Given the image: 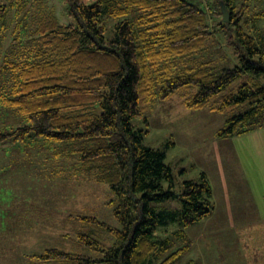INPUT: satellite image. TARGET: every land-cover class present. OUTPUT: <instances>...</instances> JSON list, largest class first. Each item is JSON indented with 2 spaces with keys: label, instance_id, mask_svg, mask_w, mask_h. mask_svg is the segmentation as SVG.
Wrapping results in <instances>:
<instances>
[{
  "label": "trees",
  "instance_id": "obj_1",
  "mask_svg": "<svg viewBox=\"0 0 264 264\" xmlns=\"http://www.w3.org/2000/svg\"><path fill=\"white\" fill-rule=\"evenodd\" d=\"M65 1L73 20L68 25L59 24L44 0L12 5L20 13L30 6L37 39L27 59L7 66L10 84L2 102L23 119L7 137L78 146L82 167L110 190L108 205L119 228L81 215L76 220L89 230L76 233L77 243L95 257L50 248L33 258L54 264H166L176 253L157 260L176 244L173 236L210 214L211 189L201 173L199 182L183 181L176 191L165 153L145 146L147 131L135 130L130 120L141 115L143 103L178 95L189 110L228 114L220 137L264 127V51L240 26L250 1L220 0L235 26L232 46L238 65L232 68L199 60L212 32L207 12L196 3ZM7 12L0 5V26ZM109 19L113 35L106 38ZM172 200L181 206L178 213L162 205ZM175 221L182 229L157 235ZM98 226L113 236L110 244L89 236Z\"/></svg>",
  "mask_w": 264,
  "mask_h": 264
},
{
  "label": "rangeland",
  "instance_id": "obj_2",
  "mask_svg": "<svg viewBox=\"0 0 264 264\" xmlns=\"http://www.w3.org/2000/svg\"><path fill=\"white\" fill-rule=\"evenodd\" d=\"M44 1L46 8L53 9L60 25L73 23L65 0ZM188 1L207 12L212 32V37L205 43V50L199 54V60L217 61L221 68L238 65L232 46L236 36L235 26L228 21L220 29L218 24L222 23V14H214L221 11V1ZM249 1V12L241 19L240 26L254 37L258 47L264 51V0ZM14 3L15 0H0V5L8 10L6 20L0 26V239L6 243L15 234L22 237L25 233L38 230L41 233L31 246L32 251H29L36 256L54 248L95 257L96 253L77 243L76 233L79 230L85 233L89 228L76 218L81 215L95 217L99 223L119 228L113 217V208L108 205L112 195L107 185L97 182L82 167L78 146L65 147L42 138L15 141L14 135L7 137L23 125L22 117L2 102L10 84L7 66L27 59L37 39L33 33L30 6L27 4V9L20 13L16 6H12ZM113 23L110 19L105 20L106 38L113 35ZM185 109L182 99L174 95L169 100L143 103L141 115L130 120L135 130L147 131L143 140L145 146L165 153V163L171 169L176 191L180 190L183 181L199 182L201 173L205 174L211 189L210 214L183 228V234L174 235L176 244H171L157 262L176 253L173 261L168 260L166 264H264V239L252 250L251 243L255 242L256 236L253 235L249 242L246 235H241L240 229L231 223L239 219V211L234 206L238 205L240 191L243 193L244 189L235 157L229 151L228 139L218 135L226 126L228 114L212 112L209 115L206 108L202 112ZM32 205L60 210L55 217V227H49L51 222L47 220L39 225L40 222L35 219L24 221L21 228H4L5 221L14 216L15 209ZM162 205L175 213L181 209L177 200ZM69 212L70 222L65 223ZM34 221L36 227L32 223ZM180 229L181 225L175 221L159 229L157 235L170 236V233ZM89 236L102 245L114 240L100 226ZM244 242L247 244L244 245ZM18 248L22 245L19 244ZM25 248L30 250L28 245ZM23 252L22 249L9 256L0 255V264H26L20 255Z\"/></svg>",
  "mask_w": 264,
  "mask_h": 264
},
{
  "label": "crops",
  "instance_id": "obj_3",
  "mask_svg": "<svg viewBox=\"0 0 264 264\" xmlns=\"http://www.w3.org/2000/svg\"><path fill=\"white\" fill-rule=\"evenodd\" d=\"M190 111L202 112L203 109ZM207 112L211 115L212 112L216 111L207 110ZM216 113L218 114V112ZM227 139L229 151L234 155L238 165V171L244 189L243 193L240 191L241 195L238 199V205L234 206L236 208L235 210L239 211V219L237 221H231V223L233 227L240 229L241 235H246L249 242L256 236L254 239L255 242L251 243V247H253L251 249L255 250V247L261 245L264 239V127L243 135L229 136ZM59 212L60 210L53 207L33 205L19 207L14 210L12 219L5 221L4 228H21L24 225V221L29 222L35 219L37 222H40L39 225L44 224L47 220L51 222L49 223V227L51 225L55 227V217L60 214ZM67 215L65 223L70 222V212ZM36 221L32 222L35 225L34 227H36ZM40 233L38 230H32L29 234L25 233L26 235H21L22 237H20V234H15L13 236L14 238L6 243L3 242V239H0V255L3 256L6 254L9 256L17 252V250L23 249L24 252L20 253V255L26 264H44V262L36 261L33 258L36 256V253L29 252L32 251L31 246L35 244V239L39 237ZM19 244L22 245V248H18ZM245 244L247 243L244 242ZM9 245H13V247ZM27 245L30 247V250L25 248ZM4 250L6 252H3ZM8 256L4 257L7 258Z\"/></svg>",
  "mask_w": 264,
  "mask_h": 264
},
{
  "label": "water",
  "instance_id": "obj_4",
  "mask_svg": "<svg viewBox=\"0 0 264 264\" xmlns=\"http://www.w3.org/2000/svg\"><path fill=\"white\" fill-rule=\"evenodd\" d=\"M221 14H222V22H228L229 21V13L226 7L224 6L223 2H221Z\"/></svg>",
  "mask_w": 264,
  "mask_h": 264
}]
</instances>
